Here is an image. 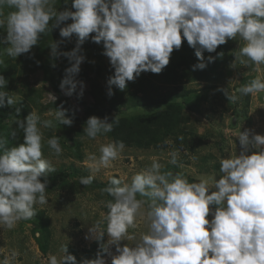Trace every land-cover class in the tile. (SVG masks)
Here are the masks:
<instances>
[{
  "label": "clouds",
  "instance_id": "9594fccd",
  "mask_svg": "<svg viewBox=\"0 0 264 264\" xmlns=\"http://www.w3.org/2000/svg\"><path fill=\"white\" fill-rule=\"evenodd\" d=\"M55 3L56 0H0V28H6L7 33L2 41L8 45L4 53L17 58L30 53L42 34L72 20L60 28L61 37H77L76 46L62 53L71 63L59 85L67 96L83 95L84 83L75 77L86 59L80 54L82 45L93 33L91 40L103 42V55L114 69L107 81L109 96L113 95V85L124 90L127 82L142 72L159 74L169 64L174 48L180 49L182 39L200 61L193 65L194 71L214 62L212 56L205 62V51L213 53L237 37L245 43L230 67L235 68L236 61L254 64L257 69L264 65V0H71L75 11H58ZM57 47L58 42L49 46L54 57L60 55ZM7 84L8 80L0 75V89ZM236 91L244 96L264 91V80L257 77ZM226 95L230 102L237 100L233 94ZM14 103L8 92L0 91V108ZM66 111L62 106L56 109L55 118L71 126L73 120ZM116 118L109 123L108 117L91 116L83 132L87 138L96 139L113 131ZM16 123L24 132L23 143L7 148L8 138L0 137V227L7 229L32 219L35 205L48 203V176L56 171L42 151V129H54L53 120H41L32 111ZM249 132H240L239 155L221 158L219 171L223 175L215 178V190L207 180L189 182L182 174L161 172L163 165L155 158L149 168L132 176L131 183H125L123 177H110L109 185L102 189L112 197L105 204L106 230L97 224L89 231L98 240L107 234L108 245H115L117 254L101 246L95 259L78 262L65 245L64 255L57 259L49 254L48 264H106L104 252L111 256V264H264V135L255 134L250 140ZM47 145L57 156L62 154L57 135L48 139ZM124 148L123 141L102 144L99 157L88 155V167L92 173L111 167ZM169 155L170 163L176 164L179 149ZM94 179V175L81 177L80 184L88 186ZM213 205L214 209L210 207ZM138 219L147 222L148 231L141 233L134 245L121 246V241L136 239L128 230L137 226ZM16 255L13 251L11 258L6 256L0 264H11Z\"/></svg>",
  "mask_w": 264,
  "mask_h": 264
},
{
  "label": "rangeland",
  "instance_id": "374dc122",
  "mask_svg": "<svg viewBox=\"0 0 264 264\" xmlns=\"http://www.w3.org/2000/svg\"><path fill=\"white\" fill-rule=\"evenodd\" d=\"M55 7L58 11L65 8L75 11L71 0L68 3L56 0ZM70 23L71 19L42 34L30 53L17 58L4 53L3 49L8 45L2 41L7 33L6 28H0V59L4 60L0 75L8 80L7 86L0 91L8 92L15 101L11 106L0 108V137L9 135L7 148L23 143L24 132L16 120H25L32 111L41 120L50 119L56 125L54 129H42L43 156L56 169L48 176L45 192L48 203L35 205L36 215L32 219L21 220L12 229L0 227V261L6 256L11 258L15 251L17 255L11 259V264H48L49 254L60 259L65 245L78 262L83 258H96L92 244H100L113 255L117 254L116 246L108 245L107 234L98 240L96 234L89 231L97 224L101 230H106L104 217L108 209L105 204L112 197L102 189L109 185L110 177H123L125 183H131L132 176L149 168L155 158L163 165L161 172L182 174L189 182L207 180L213 187L215 178L223 175L219 171L221 158L239 155L242 151L238 139L240 132L250 130V140L255 134L264 135V91L247 96L236 91L257 77L264 80V65L257 69L254 64L243 65L236 61L235 68L230 67L245 43L239 37L229 39L213 53L205 51L206 63L209 56L215 60L207 63L205 69L195 71L193 65L200 61L195 50L182 39L180 49L174 48L169 64L159 74L142 72L135 80L128 81L124 90L113 85V95L109 96L107 81L114 75V69L109 58L103 55V42L94 43L91 40L94 33L90 34L80 53L86 59L75 77L84 83L83 95L67 96L59 85L71 63L62 53L70 52L76 46L77 37L75 34L71 38L61 37L60 28ZM54 42H58L57 52L60 53L55 57L49 48ZM89 43L99 51L100 61L89 49ZM218 53L223 55L218 56ZM97 68L101 70L99 74ZM76 91L80 92L79 85ZM226 93L237 96V100L230 102ZM61 106L62 110H67L66 116L73 120L71 126L56 120V109ZM89 107L92 116L108 117L109 123L117 117L118 123H114L113 129L119 134L125 128L133 130L144 124L151 128L161 123L159 129H163L168 114L172 115L173 131L163 138L158 136L156 144L149 149L125 146L111 167L92 173L88 167L91 163L88 155L99 157L100 146L115 140L111 132L96 139L86 137L83 128ZM157 115L163 118L159 120ZM55 135L63 150L59 156L47 145V140ZM181 136L183 140L178 139ZM165 140L172 143L165 144ZM177 149V163L172 164L169 153ZM88 175L95 176L93 183L88 186L80 184V178ZM41 180L43 182V178ZM138 199L144 198L138 196ZM210 207L215 208L214 205ZM208 219L211 220L212 216ZM136 224L135 228L128 230L136 239L121 241V246L134 245L140 234L148 231L144 219H138ZM104 258L106 264H111L107 252H104Z\"/></svg>",
  "mask_w": 264,
  "mask_h": 264
},
{
  "label": "trees",
  "instance_id": "16d2710c",
  "mask_svg": "<svg viewBox=\"0 0 264 264\" xmlns=\"http://www.w3.org/2000/svg\"><path fill=\"white\" fill-rule=\"evenodd\" d=\"M89 49H91L92 53L96 56V58L98 59V61L101 60V56L99 51L96 50V48L93 46V44L89 43ZM45 73H48L46 70H44ZM101 72L100 68L96 69V73L99 74ZM187 93L183 94L184 96ZM1 115V114H0ZM91 108H87L86 112H85V119L87 120L89 117H91ZM157 118L159 120H161L163 117L160 115H157ZM166 121L165 124H163V129H159L160 124L157 123L155 124V126L153 127H145L144 125L138 126L137 128H125L124 131H122L120 134L119 132H116V130L113 129V131L111 132L113 138L115 141H123L125 146H137L139 148H144V149H149L152 148V146H154V144H156L157 141V137L162 135V138L164 136H167L169 134H171V132L173 131V126H172V115L168 114V116H166ZM127 127H129V125H126ZM9 139V135L5 136ZM101 187V186H98ZM100 244H92L91 248L93 253L97 256V252L101 250V246H99ZM104 255V253H103Z\"/></svg>",
  "mask_w": 264,
  "mask_h": 264
},
{
  "label": "crops",
  "instance_id": "0c3cea01",
  "mask_svg": "<svg viewBox=\"0 0 264 264\" xmlns=\"http://www.w3.org/2000/svg\"><path fill=\"white\" fill-rule=\"evenodd\" d=\"M222 149V148H221Z\"/></svg>",
  "mask_w": 264,
  "mask_h": 264
}]
</instances>
